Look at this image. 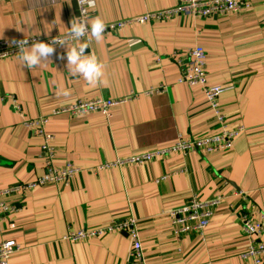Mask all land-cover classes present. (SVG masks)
Segmentation results:
<instances>
[{"label":"crops","instance_id":"1","mask_svg":"<svg viewBox=\"0 0 264 264\" xmlns=\"http://www.w3.org/2000/svg\"><path fill=\"white\" fill-rule=\"evenodd\" d=\"M95 1L90 22L100 17L105 24L179 4ZM78 16L77 0H3L0 40L64 35ZM85 42V54L103 65L94 84L68 66L69 48ZM197 44L207 53L209 81L232 86L220 102L230 127H244L233 149L172 153L101 169L118 157L169 146L179 135L200 137L220 129L202 91L178 81L174 55ZM54 48L48 60L32 68L20 54L0 60V188L44 172L41 138L25 120L50 116L53 108L78 99H130L110 117L97 112L50 116L47 128L55 137L56 164L72 161L80 172L68 185L7 197L24 205L0 219V242L15 240L21 246L11 264H127L131 240L126 231L76 242L65 235L69 228H94L128 216L139 220L146 264H254L241 253L247 244L245 218L264 217V0L209 18L179 14L132 23L99 41L71 40ZM159 88L164 90L156 92ZM194 194L201 199L222 196V201L204 236L177 234L170 211Z\"/></svg>","mask_w":264,"mask_h":264},{"label":"built area","instance_id":"2","mask_svg":"<svg viewBox=\"0 0 264 264\" xmlns=\"http://www.w3.org/2000/svg\"><path fill=\"white\" fill-rule=\"evenodd\" d=\"M251 1L252 0H179V4L172 8L148 12L144 15L131 17L125 20L106 23L102 35L110 34L117 30H123L127 25L132 23H146L153 20L166 21L179 14H191L204 18L226 15L236 12L242 7L251 6ZM77 3L79 7L78 21L83 20L89 24L88 32L79 39H90L92 38L90 37V19L96 7V1L94 8H89L87 0H77ZM82 11L84 13L83 16ZM68 36L69 33L50 38L33 36L0 40V60L8 59L11 56L19 54L20 49L17 42L25 38L28 39V46L30 47L34 42L42 41L51 43L55 38L65 39ZM71 40L75 39H68V41ZM174 56L180 67L178 81L180 83H186L192 88H199L202 91L212 114L220 125V129L217 132L200 137L185 138L179 135L177 140L169 146L118 157L112 163L101 165V169L111 166L124 167L143 164L161 159L172 153L187 154L197 151L213 153L233 149L236 140L243 133L244 127L242 125L236 128L230 127L220 102L222 93L231 89L232 86L224 83L213 84L209 81L207 74V53L202 45L197 44ZM163 90V88H159L156 89V92H162ZM152 91L153 90H151V92ZM128 99H130V97L104 98L101 96L78 99L72 104H62L53 108L50 116L59 114L78 116L85 113L97 112L105 117H110L112 110L125 103ZM50 116L44 115L25 120V125L34 128L41 138V147L45 158L44 172L35 180L18 181L8 187L0 188V219H4L8 214L19 212L24 207L22 203H11L7 201L6 199L8 196L16 194L25 195L35 188L45 187L47 185L62 184L65 186L80 172V168L72 161H67L64 165L56 164L57 149L54 145L55 137L47 128ZM180 171L181 170L172 171L162 176L159 180H164L173 173ZM221 201L222 196L201 199L197 194H194L185 205L170 211L171 225L174 232L177 234L198 232L200 235L204 236L214 210ZM139 228V220L134 216H128L120 219H112L109 223L94 228H69L65 235V239L76 242L102 238L110 233L126 231L131 240V249L129 252L130 259L127 261V264H146ZM243 230L247 239V244L245 251L241 253L242 258L251 260L254 264H264V217L258 220L245 218ZM20 249V244L15 240L0 242V264H11V256Z\"/></svg>","mask_w":264,"mask_h":264},{"label":"clouds","instance_id":"3","mask_svg":"<svg viewBox=\"0 0 264 264\" xmlns=\"http://www.w3.org/2000/svg\"><path fill=\"white\" fill-rule=\"evenodd\" d=\"M89 8L95 7V0H87ZM84 15L82 11V16ZM89 24L83 20L71 23L69 28V36L65 39H54L51 43L34 42L30 47L28 46V39L17 42L19 46V54L22 61L28 68H32L40 64L42 61L48 60V57L53 54L54 45L59 43L63 45L65 42L68 44V39H75L84 36L88 32ZM105 30V23L100 17L94 18L90 22V37H95L97 41L102 39V34ZM88 48V43L78 44L69 48L67 51L68 66L70 70L74 68L75 73H80L90 83L94 84L98 81L103 74V65L98 62L95 56L85 54V49ZM66 90L64 95H68Z\"/></svg>","mask_w":264,"mask_h":264}]
</instances>
